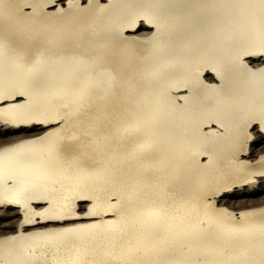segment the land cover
<instances>
[{
    "label": "bare ground",
    "instance_id": "bare-ground-1",
    "mask_svg": "<svg viewBox=\"0 0 264 264\" xmlns=\"http://www.w3.org/2000/svg\"><path fill=\"white\" fill-rule=\"evenodd\" d=\"M0 264H264V0H0Z\"/></svg>",
    "mask_w": 264,
    "mask_h": 264
}]
</instances>
